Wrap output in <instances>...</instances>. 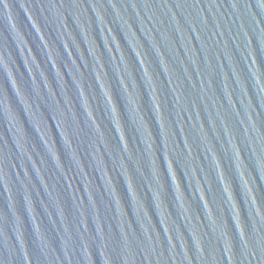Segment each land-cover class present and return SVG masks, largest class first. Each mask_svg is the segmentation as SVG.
I'll return each mask as SVG.
<instances>
[{"label": "water", "instance_id": "water-1", "mask_svg": "<svg viewBox=\"0 0 264 264\" xmlns=\"http://www.w3.org/2000/svg\"><path fill=\"white\" fill-rule=\"evenodd\" d=\"M0 264H264V0H0Z\"/></svg>", "mask_w": 264, "mask_h": 264}]
</instances>
